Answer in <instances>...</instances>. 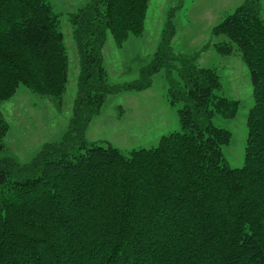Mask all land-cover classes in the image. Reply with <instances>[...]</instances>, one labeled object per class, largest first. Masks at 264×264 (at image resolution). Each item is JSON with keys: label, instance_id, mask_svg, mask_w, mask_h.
<instances>
[{"label": "trees", "instance_id": "obj_1", "mask_svg": "<svg viewBox=\"0 0 264 264\" xmlns=\"http://www.w3.org/2000/svg\"><path fill=\"white\" fill-rule=\"evenodd\" d=\"M147 0H89L68 20L78 53L76 97L59 141L27 162L2 153L8 124L0 110V264H264V18L244 0L214 26V43L246 62L254 103L244 163L230 167L222 146L237 101L217 94L220 77L195 55L173 52L168 20L137 79L109 85L102 48L142 31ZM67 55L49 0H0V102L23 85L59 99ZM163 71L179 130L128 154L88 142L85 129L106 97L143 90Z\"/></svg>", "mask_w": 264, "mask_h": 264}, {"label": "rangeland", "instance_id": "obj_2", "mask_svg": "<svg viewBox=\"0 0 264 264\" xmlns=\"http://www.w3.org/2000/svg\"><path fill=\"white\" fill-rule=\"evenodd\" d=\"M59 18L62 42L67 55L65 88L59 99L40 96L20 85L9 98L0 102L8 124L2 140V153L18 162L30 160L46 142L59 141L67 129L76 97L79 71L78 53L68 20L89 0H49ZM244 0H147L140 34H129L117 44L109 31L102 48V65L109 85H119L138 78L141 66L148 63L157 49L168 20L174 26L173 52L195 55L197 65L213 68L220 77L217 94L237 101L232 118L214 116V124L230 132L222 146L224 161L230 167L244 163L247 117L253 106V84L246 62L235 46L230 54L217 51L214 43L225 39L213 32L229 13ZM261 16L264 18V0ZM167 94L163 71L154 73L151 84L143 90H121L109 94L98 114L92 116L84 137L88 142L110 144L123 153L140 147L156 146L161 136L178 131L177 108Z\"/></svg>", "mask_w": 264, "mask_h": 264}]
</instances>
